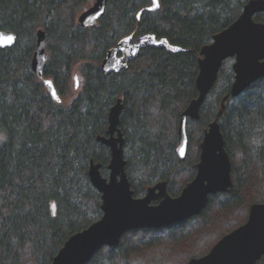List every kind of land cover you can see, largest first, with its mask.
<instances>
[{
    "label": "trees",
    "instance_id": "1",
    "mask_svg": "<svg viewBox=\"0 0 264 264\" xmlns=\"http://www.w3.org/2000/svg\"><path fill=\"white\" fill-rule=\"evenodd\" d=\"M249 1L160 0V10L150 12L152 0H110L106 15L87 29L77 18L88 0H0V31L17 35L15 46L0 49V264H51L72 235L102 217L88 172L91 161L109 171L110 149L97 138L107 135L119 99L135 197L161 181L171 196L181 194L196 177L205 131L235 80L225 61L200 119L188 121V153L179 158L180 119L198 96L201 49ZM255 20L264 23V14ZM39 29L49 54L45 78L62 97L71 95L75 74L82 81L67 105L55 103L32 70ZM148 33L187 51L149 47L128 69L102 71L121 39ZM219 122L232 161L230 192L211 196L200 215L183 223L128 232L87 264H189L248 221L251 207L264 203V79L230 98Z\"/></svg>",
    "mask_w": 264,
    "mask_h": 264
},
{
    "label": "water",
    "instance_id": "2",
    "mask_svg": "<svg viewBox=\"0 0 264 264\" xmlns=\"http://www.w3.org/2000/svg\"><path fill=\"white\" fill-rule=\"evenodd\" d=\"M109 3L110 0H95L91 7L79 15L78 23L83 28L95 27L106 15ZM160 8V0H152L147 11L157 12ZM142 14L143 11L138 14V21ZM258 14H264V0H250L240 17L216 34L212 43L201 49L196 80L198 96L190 102L180 119L176 148L179 158L185 159L188 153L189 119H200L202 108L219 79L223 64L231 58L235 59L232 66L235 80L231 91L222 99L215 120L205 131L194 180L177 197L171 196L166 181L149 187L144 197H135L127 174L125 138L120 127L124 104L119 99L110 110L107 135L97 138L98 142L110 149L109 177L103 176L102 164L94 161H91L88 172L92 186L101 194L103 215L88 228L72 235L51 264H87L104 247L118 246L128 232L163 229L183 223L200 215L211 196L230 192L234 185L232 161L219 120L230 98L238 97L254 82L264 79V23L255 20ZM16 42L15 33L0 31V49L12 48ZM149 47L173 53L187 51L153 33L137 38L131 35L108 51L101 68L106 75L118 74L128 69L141 52ZM48 60L46 33L44 29H39L31 67L44 83L50 98L60 104L62 99L54 82L44 76ZM78 87L79 77L76 75L75 88ZM53 213L56 214L55 204ZM263 256L264 203H261L251 207L244 225L224 236L207 255L194 258L189 264H257Z\"/></svg>",
    "mask_w": 264,
    "mask_h": 264
},
{
    "label": "rangeland",
    "instance_id": "3",
    "mask_svg": "<svg viewBox=\"0 0 264 264\" xmlns=\"http://www.w3.org/2000/svg\"><path fill=\"white\" fill-rule=\"evenodd\" d=\"M94 2H95V0H88V2H87L86 5L83 7V10H81L80 13H82L83 11H85V10H87L89 7H91V6L94 4ZM227 62H230V64L233 66V64H234V62H235V59H234V58L228 59ZM227 65H228V63H226V66H227ZM73 84H74V83H73ZM78 92H79V90L76 91V90L74 89V85H73V89H72V93H71V95H69L68 97H64V98H63L64 103H65L66 105H67L68 103H71L72 100H73L74 98H76ZM102 174H103V176H104L105 178H108L110 172L108 171L107 174L102 172ZM146 193H147V192H146ZM144 196H145V195H143L142 197H144ZM138 198H141V197H138Z\"/></svg>",
    "mask_w": 264,
    "mask_h": 264
},
{
    "label": "flooded vegetation",
    "instance_id": "4",
    "mask_svg": "<svg viewBox=\"0 0 264 264\" xmlns=\"http://www.w3.org/2000/svg\"><path fill=\"white\" fill-rule=\"evenodd\" d=\"M85 11H86V10H85ZM83 12H84V11H83ZM83 12H82V13H83ZM82 13H80V14H82ZM80 14H79V15H80ZM79 15H78V17H79ZM137 19H138V18H137ZM77 20H78V18H77ZM100 21H101V20H100ZM100 21H99V22H100ZM99 22H98V23H99ZM97 25H98V24H97ZM97 25H96V26H97ZM87 29H91V28H87ZM130 36H131V35H130ZM132 36L134 37V35H132ZM127 37H128V36H127ZM134 38H135V37H134ZM121 40H122V39H121ZM110 50H111V49H110ZM47 53H48V51H47ZM48 57H49V54H48ZM48 61H49V60H48ZM101 65H102V64H101ZM101 69H102V68H101ZM102 71H103V70H102ZM76 75L79 77L78 74H75V75H74V80H73V81H74V82H73L74 84H73V85H74V89H75L76 91H78V90L80 91V90H81V87H82V81H81L80 78H79V87H78V89H76V88H75V76H76ZM44 76H45V75H44ZM46 79H50V78H46ZM51 80H52V79H51ZM52 81H53V80H52ZM58 93H59V92H58ZM59 95H60V94H59ZM60 96H61V95H60ZM63 98H64V97L61 96L62 104H65ZM73 100H74V99H73ZM73 100H72V101H73ZM57 104H58V103H57ZM60 104H61V103H60Z\"/></svg>",
    "mask_w": 264,
    "mask_h": 264
},
{
    "label": "bare ground",
    "instance_id": "5",
    "mask_svg": "<svg viewBox=\"0 0 264 264\" xmlns=\"http://www.w3.org/2000/svg\"><path fill=\"white\" fill-rule=\"evenodd\" d=\"M62 104V103H61Z\"/></svg>",
    "mask_w": 264,
    "mask_h": 264
}]
</instances>
